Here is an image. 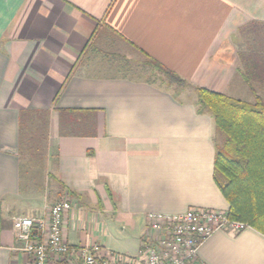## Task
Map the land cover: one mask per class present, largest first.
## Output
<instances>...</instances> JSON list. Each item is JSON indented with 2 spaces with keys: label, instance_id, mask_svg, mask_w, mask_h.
<instances>
[{
  "label": "crops",
  "instance_id": "crops-1",
  "mask_svg": "<svg viewBox=\"0 0 264 264\" xmlns=\"http://www.w3.org/2000/svg\"><path fill=\"white\" fill-rule=\"evenodd\" d=\"M189 86L264 102V0H0V264L29 261L12 219L65 195L72 246L118 230L139 248L148 212L227 211ZM197 264H264V236L217 232Z\"/></svg>",
  "mask_w": 264,
  "mask_h": 264
},
{
  "label": "built area",
  "instance_id": "built-area-1",
  "mask_svg": "<svg viewBox=\"0 0 264 264\" xmlns=\"http://www.w3.org/2000/svg\"><path fill=\"white\" fill-rule=\"evenodd\" d=\"M71 209L67 195L39 217L16 216L12 226L28 264H197L200 246L213 234L246 229L227 211L189 207L183 212L145 214L146 229L138 253L127 257L95 241L72 246L63 235V218Z\"/></svg>",
  "mask_w": 264,
  "mask_h": 264
},
{
  "label": "trees",
  "instance_id": "trees-1",
  "mask_svg": "<svg viewBox=\"0 0 264 264\" xmlns=\"http://www.w3.org/2000/svg\"><path fill=\"white\" fill-rule=\"evenodd\" d=\"M178 87L188 84L154 64ZM192 87V86H189ZM198 112L213 119V181L228 204L229 219L264 236V102L253 104L192 87Z\"/></svg>",
  "mask_w": 264,
  "mask_h": 264
},
{
  "label": "rangeland",
  "instance_id": "rangeland-1",
  "mask_svg": "<svg viewBox=\"0 0 264 264\" xmlns=\"http://www.w3.org/2000/svg\"><path fill=\"white\" fill-rule=\"evenodd\" d=\"M115 232L116 234H113V236L108 238L107 243L105 240H104L105 243L104 242H99V243L103 246L105 245L107 249L118 255L127 256V257L136 256L140 246L138 248V242L137 240L133 241L134 237L132 235L134 233L137 234V232L135 231L131 234H129L128 232H126L125 234H120L118 230H115ZM143 239H144V235L141 237V243Z\"/></svg>",
  "mask_w": 264,
  "mask_h": 264
}]
</instances>
